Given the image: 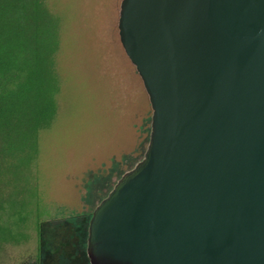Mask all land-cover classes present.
<instances>
[{"label":"water","instance_id":"95a60500","mask_svg":"<svg viewBox=\"0 0 264 264\" xmlns=\"http://www.w3.org/2000/svg\"><path fill=\"white\" fill-rule=\"evenodd\" d=\"M117 29L150 134L89 264H264V0H122Z\"/></svg>","mask_w":264,"mask_h":264},{"label":"rangeland","instance_id":"374dc122","mask_svg":"<svg viewBox=\"0 0 264 264\" xmlns=\"http://www.w3.org/2000/svg\"><path fill=\"white\" fill-rule=\"evenodd\" d=\"M122 0H46L61 23L59 91L31 175L41 235L0 264H89L88 223L146 151L152 111L118 36Z\"/></svg>","mask_w":264,"mask_h":264},{"label":"trees","instance_id":"16d2710c","mask_svg":"<svg viewBox=\"0 0 264 264\" xmlns=\"http://www.w3.org/2000/svg\"><path fill=\"white\" fill-rule=\"evenodd\" d=\"M60 31L46 0H0V254L41 235L30 178L57 111Z\"/></svg>","mask_w":264,"mask_h":264},{"label":"crops","instance_id":"0c3cea01","mask_svg":"<svg viewBox=\"0 0 264 264\" xmlns=\"http://www.w3.org/2000/svg\"><path fill=\"white\" fill-rule=\"evenodd\" d=\"M40 229H41V226H40Z\"/></svg>","mask_w":264,"mask_h":264}]
</instances>
